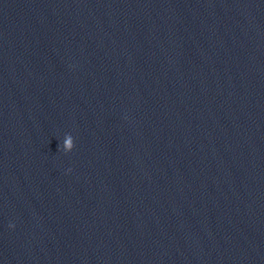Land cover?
<instances>
[{
	"label": "clouds",
	"instance_id": "9594fccd",
	"mask_svg": "<svg viewBox=\"0 0 264 264\" xmlns=\"http://www.w3.org/2000/svg\"><path fill=\"white\" fill-rule=\"evenodd\" d=\"M74 148V138L72 137V135H67L64 143H63V150L64 152H71L72 149ZM70 171V170H69ZM10 227H13V225H9Z\"/></svg>",
	"mask_w": 264,
	"mask_h": 264
}]
</instances>
